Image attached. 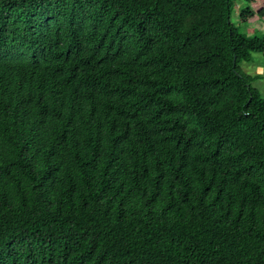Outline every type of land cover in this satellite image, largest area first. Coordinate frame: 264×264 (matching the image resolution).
Instances as JSON below:
<instances>
[{
    "label": "trees",
    "instance_id": "trees-1",
    "mask_svg": "<svg viewBox=\"0 0 264 264\" xmlns=\"http://www.w3.org/2000/svg\"><path fill=\"white\" fill-rule=\"evenodd\" d=\"M234 9L0 0V264H264V96L239 66L264 35Z\"/></svg>",
    "mask_w": 264,
    "mask_h": 264
},
{
    "label": "rangeland",
    "instance_id": "rangeland-1",
    "mask_svg": "<svg viewBox=\"0 0 264 264\" xmlns=\"http://www.w3.org/2000/svg\"><path fill=\"white\" fill-rule=\"evenodd\" d=\"M235 3V9L232 14V20L234 25L238 28L239 32L246 35H256L263 37L264 35V23L256 21L251 24H245L240 21V12L243 7L246 6L245 0H233ZM250 28L253 29L250 32ZM240 68L247 74L256 77L252 85L257 88L264 96V56L261 53L253 52L252 60L249 62L242 61L239 64Z\"/></svg>",
    "mask_w": 264,
    "mask_h": 264
}]
</instances>
